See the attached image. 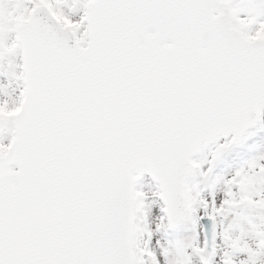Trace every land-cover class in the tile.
Masks as SVG:
<instances>
[{
  "label": "snow or ice",
  "instance_id": "obj_1",
  "mask_svg": "<svg viewBox=\"0 0 264 264\" xmlns=\"http://www.w3.org/2000/svg\"><path fill=\"white\" fill-rule=\"evenodd\" d=\"M0 264H264V0H0Z\"/></svg>",
  "mask_w": 264,
  "mask_h": 264
}]
</instances>
